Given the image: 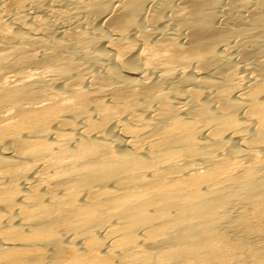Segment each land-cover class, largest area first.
I'll use <instances>...</instances> for the list:
<instances>
[{
    "label": "bare ground",
    "instance_id": "bare-ground-1",
    "mask_svg": "<svg viewBox=\"0 0 264 264\" xmlns=\"http://www.w3.org/2000/svg\"><path fill=\"white\" fill-rule=\"evenodd\" d=\"M0 264H264V0H0Z\"/></svg>",
    "mask_w": 264,
    "mask_h": 264
}]
</instances>
